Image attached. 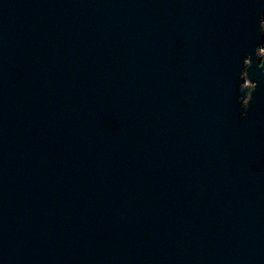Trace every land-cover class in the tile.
Here are the masks:
<instances>
[{
  "label": "water",
  "instance_id": "95a60500",
  "mask_svg": "<svg viewBox=\"0 0 264 264\" xmlns=\"http://www.w3.org/2000/svg\"><path fill=\"white\" fill-rule=\"evenodd\" d=\"M264 0H0V264H264Z\"/></svg>",
  "mask_w": 264,
  "mask_h": 264
},
{
  "label": "trees",
  "instance_id": "16d2710c",
  "mask_svg": "<svg viewBox=\"0 0 264 264\" xmlns=\"http://www.w3.org/2000/svg\"><path fill=\"white\" fill-rule=\"evenodd\" d=\"M263 28H264V19H263ZM262 48L264 49V39L262 41Z\"/></svg>",
  "mask_w": 264,
  "mask_h": 264
}]
</instances>
